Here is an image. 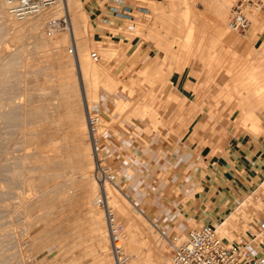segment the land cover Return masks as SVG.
<instances>
[{"label": "rangeland", "instance_id": "374dc122", "mask_svg": "<svg viewBox=\"0 0 264 264\" xmlns=\"http://www.w3.org/2000/svg\"><path fill=\"white\" fill-rule=\"evenodd\" d=\"M186 1L128 0L148 9L130 21L103 18L88 6L93 2L105 11L107 0H79L75 12H67L81 28L83 68L92 72L84 79L73 62L72 25L48 29L58 5L18 20L0 0V264H115L111 249H102L106 242L92 218L95 211L106 230L102 205L92 204L100 189L89 111L98 118L97 139L108 131L147 145L167 133L190 145L180 168L196 187L186 200L189 230L224 223L226 240L227 233L236 239L254 232L264 213V93L258 94L264 91V0L261 9L248 8L256 20L250 16L246 33L228 29L238 1L230 0L222 25L226 41L213 21L216 0ZM191 6L199 17H186ZM157 7L175 15L155 24ZM52 39L63 43L57 48ZM71 45L74 53L68 51ZM100 95L124 101L115 116L99 111ZM108 185L140 230L135 252L128 253L123 242L132 262L170 260L172 242H184L185 233L163 234L114 182ZM142 231L152 237L148 244Z\"/></svg>", "mask_w": 264, "mask_h": 264}, {"label": "crops", "instance_id": "0c3cea01", "mask_svg": "<svg viewBox=\"0 0 264 264\" xmlns=\"http://www.w3.org/2000/svg\"><path fill=\"white\" fill-rule=\"evenodd\" d=\"M129 4L136 8V4ZM88 6L92 11L102 13L103 18L113 19L108 5L105 11L94 7L93 2ZM223 48L225 50L226 45ZM116 102L110 96L100 95L97 106L109 118L110 114L115 116L117 113ZM100 140L103 159L122 194L163 234L170 236L177 231L187 235L189 205L186 200H191L192 189L196 187L180 175V168L191 153L190 145L173 134L169 137L167 133L153 136L147 145H137L108 131ZM223 156L220 154L219 158ZM218 166L223 165L218 163Z\"/></svg>", "mask_w": 264, "mask_h": 264}, {"label": "built area", "instance_id": "2783aa9c", "mask_svg": "<svg viewBox=\"0 0 264 264\" xmlns=\"http://www.w3.org/2000/svg\"><path fill=\"white\" fill-rule=\"evenodd\" d=\"M7 11L18 20L38 15L41 11L57 6L60 0H3ZM112 17L121 20H134V13L147 14L148 9L143 6L133 8L127 0H107ZM248 6L261 7V0H238L231 10L229 17V29L232 32L246 33L252 28V19ZM71 17L69 12L60 19L49 23L48 29L56 31L69 30ZM74 52L71 45L70 53ZM93 61L98 62V53H91ZM98 123L97 117L89 115V125L92 132L93 147L97 158V176L100 182L103 178L113 182L111 174L107 173L103 166V158L100 138L95 137V127ZM115 184V183H114ZM100 205L105 209L107 227L110 243L116 264H133L131 257L124 252L121 244L122 226L118 223L114 214L110 211L108 203L103 200ZM256 235L247 231L241 233L235 240L222 239L215 224H205L191 229L186 240L181 243L172 242L171 262L172 264H264V213L258 223L254 225Z\"/></svg>", "mask_w": 264, "mask_h": 264}, {"label": "bare ground", "instance_id": "6f19581e", "mask_svg": "<svg viewBox=\"0 0 264 264\" xmlns=\"http://www.w3.org/2000/svg\"><path fill=\"white\" fill-rule=\"evenodd\" d=\"M61 1V0H60ZM79 0H62V3L60 2L59 4H58V7H59V9H58V11H57V13H55V14H53L52 15V18H53V20H57V19H60L61 17V14L62 15H65V13L67 14L68 12H67V10L68 11H70V12H75V10H76V7H77V2H78ZM189 1H191V0H187L186 2H189ZM230 0H216L215 1V6L217 7H215L217 10H216V15H215V19H214V16H213V21H215V23H216V25H218V28H217V30H216V32H217V35L219 36V38L220 39H222V40H225L226 41V37H227V33H228V30H226V29H224L223 28V24L226 22V10H227V6H228V4H230ZM190 3V2H189ZM214 4V3H213ZM214 6V5H213ZM234 7V6H233ZM232 7V8H233ZM249 7H252V6H248V8ZM254 7V6H253ZM232 8H231V10H232ZM261 9V7H258L257 9ZM161 8L160 7H157V13H154V22H155V24H157L158 22H160V21H163V20H165V19H171L170 17H172L173 18V16L175 15V13H174V11H173V13H172V15H170V14H165L162 10H160ZM215 10V9H214ZM43 11H45V10H43ZM43 11H41V12H43ZM40 12V13H41ZM78 12V11H77ZM64 13V14H63ZM231 13V12H230ZM254 13V12H253ZM77 14V13H76ZM75 14V15H76ZM38 15H40V14H38ZM168 15V16H167ZM170 15V16H169ZM254 15H256V13H254V14H252V15H250L251 17H252V19H253V17H254ZM199 17V12H197V10L195 9V6H191L189 9H188V12L186 13V17L188 18V19H193V18H196V17ZM168 17V18H167ZM48 19V17L47 16H44V18H43V22H45V24L47 23V20ZM173 20V19H172ZM253 20H256V16H255V18L253 19ZM168 23V22H167ZM169 24V23H168ZM37 26H40V28H39V30H41V26L42 25H40V24H37ZM228 26H229V23H228ZM79 28L80 27H78L76 24H74V22L72 23V30L70 29V36H71V39L72 40H74V46H75V48H77V51H76V55H77V60H74L73 62H74V64H77L78 66H79V69H80V71H81V75L84 77V79H86L88 76H89V74H88V72H90V73H92L91 71H84V63H83V55L81 54V52H82V50L79 48V45H78V41L80 40L79 39ZM85 28H86V26H85ZM81 29V28H80ZM229 29V28H228ZM41 32V31H40ZM39 32V33H40ZM43 32V31H42ZM41 32V33H42ZM44 33V32H43ZM42 33V34H43ZM235 33H238V32H235ZM188 35H192V29L189 31V33H188ZM153 38V37H152ZM155 38V37H154ZM52 42H53V44L57 47V48H59V45H60V43H63V41H59V40H56V39H52ZM161 45V44H160ZM159 46V45H158ZM71 49V48H70ZM70 49L68 50L69 51V53H70ZM74 53V52H73ZM155 59V58H154ZM164 59V58H163ZM154 61H156V59L155 60H153L152 62H154ZM150 65H151V63H149ZM153 65H154V63H152ZM147 66V65H146ZM149 66V65H148ZM147 68V67H146ZM83 70V71H82ZM83 72V73H82ZM94 78V77H93ZM83 79V78H82ZM103 86H104V84H103ZM109 88H110V86H109ZM264 93V91H258V94L260 95V94H263ZM130 95H131V93H129ZM112 95V94H111ZM262 97V96H261ZM264 97V96H263ZM117 100V99H116ZM261 100H262V98H261ZM120 101H122V99H120ZM118 103H122V102H119V100H118ZM117 103V104H118ZM123 103H124V101H123ZM122 103V104H123ZM1 109V108H0ZM90 116H91V113H90V111H89V113H88ZM7 115V114H6ZM149 115V114H148ZM30 116V115H29ZM3 117V116H2ZM7 117V116H6ZM11 117V116H10ZM1 118V117H0ZM14 118V117H13ZM17 118V117H16ZM2 120V119H1ZM5 120V119H4ZM7 121V120H6ZM11 121V120H10ZM2 122V121H1ZM10 123V122H9ZM16 147V146H15ZM92 147H93V142H92ZM93 153H94V159H95V164H96V168H97V165H98V162H97V158H96V154H95V152H94V147H93ZM2 156V158H3V155H1ZM9 156V155H8ZM100 156V155H99ZM9 157H11V156H9ZM13 157V156H12ZM3 160V159H2ZM7 162H8V160H7ZM11 162V161H10ZM4 168V167H3ZM5 169H6V167H5ZM8 170V169H7ZM4 171V170H3ZM96 171H97V169H96ZM2 175V174H1ZM10 175V174H9ZM14 175H15V173H14ZM13 175V176H14ZM7 176V175H6ZM12 176V175H11ZM10 176V177H11ZM26 176V175H25ZM28 176V175H27ZM27 176H26V178H27ZM96 176H97V173H96ZM20 177H21V175H20ZM19 178V177H18ZM11 179V178H10ZM15 179H16V177H15ZM23 179V178H22ZM25 179V178H24ZM23 179V180H24ZM30 180V179H29ZM32 180V179H31ZM103 180L104 181H102V182H100V180L98 179V176H97V183L99 184V189H100V196H98L97 198H95L94 199V201H92L93 203V206L94 205H100V201L101 200H103L104 202L106 201L107 203H108V205H109V208H110V211L114 214V216L116 217V219L117 218H119V217H121L122 218V220H123V224L121 223V222H119L118 220V223L122 226V234H121V244H122V246H124L123 245V242L126 244V247H127V249H128V253H133V252H135V250H136V247H134V242H136L134 239L135 238H137V233H138V231H140V230H136L137 228H138V226H136V224L135 223H133L131 220V217L126 213V211L122 208V207H120L119 206V202H118V199H117V197H115V196H113L112 195V191L110 190V188H109V185H108V183H110V180L109 179H104L103 178ZM14 181V180H13ZM5 183V182H4ZM4 183H2V184H4ZM20 183V182H19ZM14 184H16V183H14ZM5 185V184H4ZM25 185V184H24ZM31 185V184H30ZM6 186V185H5ZM16 187H18V186H16ZM35 188V187H34ZM15 189V188H14ZM30 190V189H29ZM4 191V190H3ZM8 191V190H7ZM23 191V190H22ZM30 191H32V190H30ZM16 192V191H15ZM26 192V191H25ZM24 193V192H23ZM26 199V198H25ZM24 199V200H25ZM17 201V200H16ZM23 202V201H22ZM28 204V203H27ZM22 205V204H21ZM10 207V206H9ZM116 210V212H117V215H115V211L113 210ZM103 211H104V215H105V224H106V230H105V227H104V220H102V218H101V216H99L95 211H93V215H92V218H93V222L95 223V225H96V227H97V229H98V231L97 232H99L101 235H102V237H103V239L105 240V242H106V245H104V243H103V248L102 249H105L104 250V252L105 253H107V251H109V249H111V251H112V247H111V243H110V237H109V232H108V227H107V216H106V212H105V209L103 208ZM224 224V223H223ZM223 224H217L216 223V227H217V230H218V233H219V235H220V237L222 238V239H225L224 237H223ZM201 226H203V225H201ZM95 227V228H96ZM199 227V226H198ZM195 228H197V227H195ZM97 229H95V230H97ZM194 229V228H193ZM125 230H126V234H125ZM190 231V230H189ZM222 231V232H221ZM143 232V231H142ZM99 233H98V236L99 237H101V235H99ZM107 233V234H106ZM143 234V243L144 244H148L150 241H152V237H151V235H149L148 233H146V232H143L142 233ZM227 235H228V239H230V241H232V240H235V238L233 239V235L231 234V233H227ZM252 235H256V232H255V230H254V232L252 233ZM106 236L108 237V243H109V245H108V243H107V239H106ZM101 237V238H102ZM97 239H98V237H97ZM102 239V240H103ZM101 240V239H100ZM101 242V241H100ZM103 242V241H102ZM101 245H102V243H101ZM102 247V246H101ZM123 250H125V247H123ZM124 252H126V251H124ZM109 253V252H108ZM112 254H113V251H112ZM107 255L108 254H106V256L105 257H107ZM138 256V255H137ZM113 258H114V255H113ZM114 262H115V264H116V261H115V258H114ZM135 262V264H151V261L148 259V258H138L136 261H134ZM104 264V263H103ZM108 264V263H107ZM134 264V263H133ZM162 264H172V262H171V259L169 260V259H165V263H162Z\"/></svg>", "mask_w": 264, "mask_h": 264}]
</instances>
